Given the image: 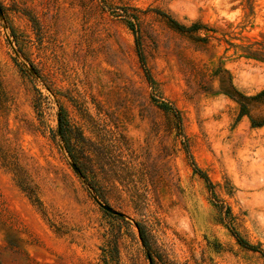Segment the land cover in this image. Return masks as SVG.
Segmentation results:
<instances>
[{"label": "rangeland", "instance_id": "374dc122", "mask_svg": "<svg viewBox=\"0 0 264 264\" xmlns=\"http://www.w3.org/2000/svg\"><path fill=\"white\" fill-rule=\"evenodd\" d=\"M0 8V264H152L146 253L153 264H264L228 228L264 250V125L250 123L264 104L239 118L214 76L226 70L246 96L264 89V63L238 48L264 39V0ZM159 12L205 26L196 35L206 43ZM160 102L179 112L181 134ZM15 169L41 206L17 186Z\"/></svg>", "mask_w": 264, "mask_h": 264}, {"label": "trees", "instance_id": "16d2710c", "mask_svg": "<svg viewBox=\"0 0 264 264\" xmlns=\"http://www.w3.org/2000/svg\"><path fill=\"white\" fill-rule=\"evenodd\" d=\"M160 15H162L164 18L168 19L170 23L172 24L171 27L174 29L180 31L183 34L188 35V37L196 42H204L206 43L207 37H200L196 35L200 30L207 29L205 26H202L201 24L194 23L190 26H185L182 24H179L169 16H167L164 13L159 12ZM130 28L135 32L134 25L135 23L128 22ZM236 47V46H234ZM238 48L240 49L241 55L246 58V59H251L257 62H262L264 63V39L254 41V42H248L242 45H239ZM136 51L138 53L139 61L141 65L144 67L146 77L148 79V82L152 83V78L150 74L148 73L147 69L145 68L144 64V59L143 55L140 51L139 48V41L138 38L136 37ZM214 76H219V92L222 93L223 95L227 96L228 98L232 99L235 103L238 104L239 106V114L238 117L241 118L242 116H249V108L253 103L257 104H264V89L261 90L259 93H257L254 96H246L242 93H240L232 84L230 74L222 69V68H217L214 72ZM158 107L164 111L167 115L172 116L176 123H177V130L178 133L181 134V121H180V115L177 109L172 106L170 103H164L160 102L157 104ZM250 123L252 127H261L264 125V117L258 118V119H252L250 118ZM60 134L63 135V130L60 128ZM185 151L190 158L189 152L187 150V147L185 146ZM190 164L192 165L193 171L196 172L208 185V188L211 189L213 186L207 177V175L202 172L200 169H198L193 162L190 160ZM15 175H16V183L17 186L20 188V190L28 197V199L36 206H41L38 196L36 194V189L32 187L28 180L27 177L23 172H20V170L15 169L14 170ZM139 233H140V239L142 243L147 246V242L145 239V236L143 235V232L138 224H135ZM231 234L233 235L234 239L236 240L237 244L242 246L245 249H248L253 252L259 253L263 258H264V250H262L259 246L257 245H252L248 243L246 240H244L242 237H240L237 232L233 230L231 226L228 227ZM148 253H146L147 256ZM149 256V254H148ZM148 259V258H147ZM149 261L150 263L153 264V260L149 256ZM164 264H172L171 262H164Z\"/></svg>", "mask_w": 264, "mask_h": 264}, {"label": "water", "instance_id": "95a60500", "mask_svg": "<svg viewBox=\"0 0 264 264\" xmlns=\"http://www.w3.org/2000/svg\"><path fill=\"white\" fill-rule=\"evenodd\" d=\"M2 17H3V14H2V10H1V8H0V18L2 19ZM72 168H73V170H74L76 173L79 174V169H78L75 165H73ZM94 200L96 201V203L98 204V206H99L102 210H104L105 212H107V213H109V214H111V215H113V216L120 217V218H123V217H124V214H122V213H120V212H118V211L112 209V208H111L110 206H108V205H105V204L101 203L96 197H94ZM147 258H148V260H149V256H148V254H147Z\"/></svg>", "mask_w": 264, "mask_h": 264}]
</instances>
